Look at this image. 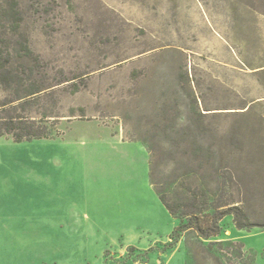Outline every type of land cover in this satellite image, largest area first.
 <instances>
[{"label":"rangeland","instance_id":"obj_1","mask_svg":"<svg viewBox=\"0 0 264 264\" xmlns=\"http://www.w3.org/2000/svg\"><path fill=\"white\" fill-rule=\"evenodd\" d=\"M0 49L2 116L54 121L0 138V264H264V0H0Z\"/></svg>","mask_w":264,"mask_h":264},{"label":"trees","instance_id":"obj_2","mask_svg":"<svg viewBox=\"0 0 264 264\" xmlns=\"http://www.w3.org/2000/svg\"><path fill=\"white\" fill-rule=\"evenodd\" d=\"M2 56V50L0 49V59ZM5 72H8L5 69V65L1 63L0 60V76L5 74ZM2 83V82H1ZM3 82L2 84H4ZM77 89V88H75ZM77 91V90H75ZM40 90L33 92L29 94L28 96L35 95L39 93ZM26 96V97H28ZM23 99V98H22ZM18 100H21L18 99ZM14 103L8 102V103H3L0 105V138L4 136H11L13 141L15 143H23V142H32L34 140H49L52 138L51 131L53 130L54 127V121H50L48 119H43L39 121H34L31 120L27 117L15 115V114H9L5 117L2 116V112H4L5 106H8L10 104ZM25 104V103H23ZM80 112H83V109L79 110ZM158 198L161 202V204L164 206V208L168 211L170 216L173 219H178L179 220V226L173 231L170 239L172 241H175L174 237L178 236L181 232H192L196 235L198 238V242L202 243V239H209L211 237H216L220 233V226H219V221L225 216L226 214H231L234 216V218H237L236 222V227L239 229H242L246 227L242 222L239 220V215L241 212L237 208V206H231L229 207L227 211L220 212L217 214L216 211V217L212 220L213 224L210 229L205 228L201 223H206L208 221L203 220L201 221V218H199L198 214L201 213L199 212H193V213H188V212H181V216H178L177 209L169 204L164 196L158 195ZM178 208V207H177ZM184 219L187 220V223H184ZM221 241H215L211 242L206 246V250L209 252H212V249L216 246H222ZM185 246L188 248V244L185 242ZM221 244V245H220ZM188 253V249H187ZM189 261L193 260V258L189 255ZM190 264V263H189Z\"/></svg>","mask_w":264,"mask_h":264},{"label":"crops","instance_id":"obj_3","mask_svg":"<svg viewBox=\"0 0 264 264\" xmlns=\"http://www.w3.org/2000/svg\"><path fill=\"white\" fill-rule=\"evenodd\" d=\"M129 147H130V150L133 153L134 160H136V157L138 155H141V156L145 155L143 150H142V148L137 143H131V144H129ZM109 176L110 175L108 174L107 177H109ZM52 178L56 179V180H59V179L62 180L59 183H61L65 187V189L63 191H60V192H57V191L55 193L51 192L50 193V204L51 205H55V204L59 205L60 204V205H66L67 206L69 203H71V202L73 203V201H74L73 198H72L73 197V195H72L73 193L72 192L69 193L68 192V188H69V186H71V187H73V186L74 187L75 186L80 187L83 184L82 181L75 180L76 178L74 177V175H71L70 173H64L63 175L55 174V176H53ZM103 178L105 179V175H103ZM61 188L63 189V187H61ZM79 201H82V200L79 199ZM60 209L68 210L67 207H64V208L61 207Z\"/></svg>","mask_w":264,"mask_h":264}]
</instances>
